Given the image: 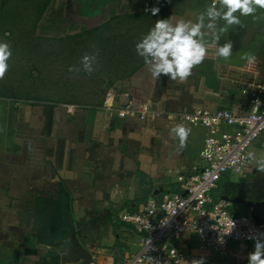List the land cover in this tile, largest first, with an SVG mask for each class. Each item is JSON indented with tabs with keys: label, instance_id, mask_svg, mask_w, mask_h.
Returning <instances> with one entry per match:
<instances>
[{
	"label": "crops",
	"instance_id": "0c3cea01",
	"mask_svg": "<svg viewBox=\"0 0 264 264\" xmlns=\"http://www.w3.org/2000/svg\"><path fill=\"white\" fill-rule=\"evenodd\" d=\"M108 1L105 18L74 29L72 35L104 23V38L74 39L73 46L79 54L98 50L90 87L96 86L99 90L95 92L100 95L110 91L113 107L105 109L101 98L90 107L74 110L82 113L81 132L73 137L72 152L66 145L58 149L52 169L35 166L33 157L19 149L21 138L14 128L17 121L12 120L17 115L12 112L20 108L26 130H38L37 137L46 140L52 124L62 123L64 107H53V112L30 104L17 108V103L2 102L0 96V143L5 137L9 144L6 151L0 147V192H14L6 200L0 194V209L15 206L23 199V192L29 193V198L26 196L21 202L25 215L9 221L0 215V264H114L135 253L139 234L119 220L118 214L140 211L149 196L159 200L171 193L184 194L183 180L178 177H187L203 166L199 151L205 129L178 119L176 112L194 107L215 110L234 106L243 113L249 112L250 98L241 93L240 82L264 80V10L258 9L255 16L240 17L241 25H233L220 35L219 45L229 40L233 43L228 60L217 58L215 48L209 49L203 63L193 69L186 81L179 82L165 76L153 78L136 54L135 44L157 19L196 22L211 0H122L118 6L114 0ZM153 7L160 9L156 16L151 14ZM59 9L65 14V4ZM218 23L223 26L225 22ZM205 39L211 41L212 37ZM245 54L255 59H242ZM123 107L132 110L119 116L117 109ZM143 108L162 113L142 117L139 111ZM180 123L192 131L186 148L177 151L179 141L170 135V129ZM248 153L255 157L251 158L249 169L242 175L224 173L211 191L213 200L229 201L228 209L233 214H250L246 203L264 199V172L257 170L258 161L264 157V131L250 144ZM46 154L49 153L41 159L47 164L50 154ZM21 158L25 159L23 163ZM58 185L70 193L73 228L88 258L79 256L65 261L62 255L69 242L58 248L38 242L32 233L35 198L49 196L52 192H45L54 193ZM181 243L185 252L201 258L202 264H235L228 257L198 250L192 234L185 235Z\"/></svg>",
	"mask_w": 264,
	"mask_h": 264
},
{
	"label": "built area",
	"instance_id": "2783aa9c",
	"mask_svg": "<svg viewBox=\"0 0 264 264\" xmlns=\"http://www.w3.org/2000/svg\"><path fill=\"white\" fill-rule=\"evenodd\" d=\"M240 91L250 98L251 110L243 113L237 107L210 110L203 107L182 109L175 116L205 129L199 157L203 166L183 180L184 194L171 193L162 199L149 196L140 211H122L118 219L130 224L139 234V247L135 253L114 264H191L193 259L183 249L181 239L192 234L198 250L213 252L230 258L235 264L247 260L254 250L252 236L264 234L250 214H233L229 201L213 200L211 191L224 173L242 175L250 166V144L264 131V80L246 79L240 82ZM112 94L107 91L102 106L112 109ZM72 113L75 104H62ZM130 107L117 109L123 116ZM157 110L139 111V115L159 116ZM225 126V129H222ZM206 153V155H201ZM234 225V226H233Z\"/></svg>",
	"mask_w": 264,
	"mask_h": 264
},
{
	"label": "rangeland",
	"instance_id": "374dc122",
	"mask_svg": "<svg viewBox=\"0 0 264 264\" xmlns=\"http://www.w3.org/2000/svg\"><path fill=\"white\" fill-rule=\"evenodd\" d=\"M107 1L53 0L52 5L48 7L37 22H34L35 15H32V9L26 8L24 9L27 13L25 17L14 18L13 23H10L9 26L6 25L10 27V31L5 32L7 35L0 32V39L11 43L13 56L9 62L10 70L5 78L0 80L2 102L17 103V108L26 104L50 106L53 112V107H59L62 104H75L81 108L90 107L101 98L103 101L105 94L100 95L95 92L99 90L96 86L90 87L93 74L89 75L83 70L79 72L69 71L70 66L80 67V60L84 54H79L77 48L73 46V40L79 38L66 37L67 35L72 36L73 30L78 27L91 25L94 20H97L95 23H98L105 18L106 8L104 7ZM114 1L117 6L122 2V0ZM64 4L66 11L65 14H62L59 8L60 6L63 7ZM95 7H98V10ZM94 14L97 16L94 17ZM83 19L89 22L83 21ZM69 27L71 28L69 29ZM62 45L67 47H62ZM19 109L12 112V115H17V117L13 116L12 120L15 118L17 121L14 128L16 129L15 133L21 138L18 139L19 146H21L19 149L33 157L32 161L35 162V166H43L44 168L47 166L52 169L57 162L59 148L64 149L66 145L67 150L71 152L74 150L73 137L81 132L82 113L76 111L72 113L63 112L60 117L62 122L60 126L52 124L48 139L41 140V137H37L39 136L38 130L28 132L23 126L25 124L23 113ZM63 139L64 141L67 140L64 144ZM1 146L3 151L8 149L9 144L5 137L1 140ZM46 152L50 154H46L50 157L48 159L49 164L41 159ZM24 160L21 158V163ZM51 192L53 193V191L47 190L45 194ZM10 193L14 195V192H0L4 200L11 199ZM18 194L20 193L18 192ZM28 194L23 192L21 194L23 199L18 203L14 202L17 207L16 205L1 207V218L9 221L19 219L20 214L25 215L26 208L21 202H25V197Z\"/></svg>",
	"mask_w": 264,
	"mask_h": 264
},
{
	"label": "clouds",
	"instance_id": "9594fccd",
	"mask_svg": "<svg viewBox=\"0 0 264 264\" xmlns=\"http://www.w3.org/2000/svg\"><path fill=\"white\" fill-rule=\"evenodd\" d=\"M258 9L264 10V0H211L205 13L196 22L179 19L173 23L171 17L155 20L154 26L135 44V52L143 59L153 78L165 76L173 81L184 82L192 75L193 69L207 58L209 49L215 48L217 58L228 60L232 55L233 43L229 40L219 45L220 35L233 25H241L240 17L255 16ZM150 11L156 16L160 9L153 7ZM221 20L225 22L223 26L218 23ZM206 36H211L212 40H206ZM98 55V50L85 53L81 57L80 67L70 66L69 71L83 70L91 75L96 70L94 65ZM12 56L11 43L0 39V80L10 70ZM242 59L255 58L251 54H245ZM191 131V128L182 123L170 129V135L179 141L177 151L186 148ZM248 156L255 158L253 153ZM257 170L264 172V157L258 161ZM250 239L254 240V250L247 255L248 264H264V234ZM191 264H202V259H193Z\"/></svg>",
	"mask_w": 264,
	"mask_h": 264
},
{
	"label": "trees",
	"instance_id": "16d2710c",
	"mask_svg": "<svg viewBox=\"0 0 264 264\" xmlns=\"http://www.w3.org/2000/svg\"><path fill=\"white\" fill-rule=\"evenodd\" d=\"M52 2L53 0H0V32L10 31L9 24L13 23L14 18L25 17L27 13L24 9L26 8L32 9V15H35L34 22H37ZM104 32L103 23L66 38L98 40L104 38ZM48 108L51 111V107ZM72 227L71 198L65 187L58 185V189L49 196L35 198L32 233L38 242L58 248L63 247L69 242Z\"/></svg>",
	"mask_w": 264,
	"mask_h": 264
},
{
	"label": "water",
	"instance_id": "95a60500",
	"mask_svg": "<svg viewBox=\"0 0 264 264\" xmlns=\"http://www.w3.org/2000/svg\"><path fill=\"white\" fill-rule=\"evenodd\" d=\"M247 208L250 210V216L258 225L264 224V199L257 201H248ZM88 258L86 250L79 244L75 235L74 228L72 227L69 237V247L63 252L62 258L65 261L72 260L74 257Z\"/></svg>",
	"mask_w": 264,
	"mask_h": 264
}]
</instances>
